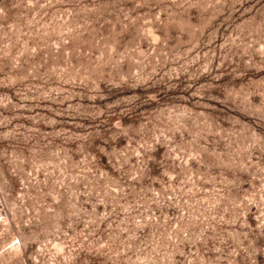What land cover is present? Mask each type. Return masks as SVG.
Returning <instances> with one entry per match:
<instances>
[{"label": "rangeland", "instance_id": "1", "mask_svg": "<svg viewBox=\"0 0 264 264\" xmlns=\"http://www.w3.org/2000/svg\"><path fill=\"white\" fill-rule=\"evenodd\" d=\"M0 264H264V0H0Z\"/></svg>", "mask_w": 264, "mask_h": 264}]
</instances>
